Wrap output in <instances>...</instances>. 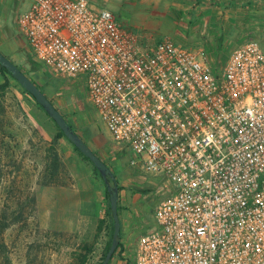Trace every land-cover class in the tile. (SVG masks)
<instances>
[{
  "label": "built area",
  "instance_id": "1",
  "mask_svg": "<svg viewBox=\"0 0 264 264\" xmlns=\"http://www.w3.org/2000/svg\"><path fill=\"white\" fill-rule=\"evenodd\" d=\"M19 25L33 57L85 83L130 164L171 194L136 244L135 264H264V49L223 64L171 36L143 42L91 0H34Z\"/></svg>",
  "mask_w": 264,
  "mask_h": 264
},
{
  "label": "rangeland",
  "instance_id": "2",
  "mask_svg": "<svg viewBox=\"0 0 264 264\" xmlns=\"http://www.w3.org/2000/svg\"><path fill=\"white\" fill-rule=\"evenodd\" d=\"M109 1L97 0L96 4L111 9L128 27H135L127 23L129 20L128 16H124L127 13L124 8ZM193 1L196 4L200 2ZM246 2L241 3V7L249 9L245 19L248 26L245 28L244 43L252 39L264 49V18L259 13L262 12V3L251 15L252 6ZM179 16L182 14L171 12L170 22ZM251 18H257V24ZM168 24L165 27L172 30V24ZM140 26L136 30L146 36L145 39L150 41L148 43H156L165 36L173 37L170 33L164 36L158 29H150L145 33L147 30L144 25ZM174 37L181 45L192 47L187 41V34L176 33ZM234 44L229 43L228 48ZM22 68L63 109L69 123L112 171H121L127 177L126 181L130 184V240L134 242L153 224L155 207L162 199L170 196L171 183L164 175L147 174L130 164L134 153L127 146H119L113 141L109 130L90 103L83 81L54 75L29 52L27 66ZM9 79L8 88L0 91V264H99L112 236L111 219L109 217L110 223L105 232L106 246L97 257L91 242L81 240L75 233L63 232L61 193L48 194L43 198L46 203L42 201L39 206V188L46 185L61 186L68 182L69 169L74 160L60 158L57 168L53 166L50 145L58 131L56 124L31 96L24 93L15 79L10 76ZM4 80L0 72V84ZM78 154L83 162L90 164ZM92 169L96 171L93 165ZM103 225L100 228L98 226V231L102 230ZM119 254L116 263L112 264H135L134 249L122 250Z\"/></svg>",
  "mask_w": 264,
  "mask_h": 264
},
{
  "label": "crops",
  "instance_id": "3",
  "mask_svg": "<svg viewBox=\"0 0 264 264\" xmlns=\"http://www.w3.org/2000/svg\"><path fill=\"white\" fill-rule=\"evenodd\" d=\"M33 1L0 0V51L20 68L27 66V53L32 54V52L21 32L19 18L31 6ZM111 1L113 2L111 4L125 9L124 12L127 13L124 16H128L129 21H126L128 24L131 23L135 27L144 25V29L147 30L145 33H148L150 29H158L163 32L164 36L166 33L172 34L173 37L176 33L187 34L189 37L187 41L190 46H195L202 50L205 57L216 64L225 63L233 50L241 47L246 41L245 28L248 23H245V19L248 17L249 9L241 7L243 1H247L248 5L251 4V13L257 9L259 3H262L260 6L262 12L259 13L264 18V0H199V4L194 3L193 0ZM92 2L97 6V0ZM223 2L227 4L223 5ZM111 4L109 3V5ZM174 11L182 14V16H179L177 20L174 19V22H170L171 12ZM251 20L255 22L254 24H257V18H251ZM167 23L170 26L172 24V30L165 27ZM145 37L144 34H140L143 42H150ZM232 42L235 43L234 46L228 48V44ZM50 100L63 114V109L59 107L56 101L51 98ZM89 146L95 152V149L91 145ZM57 151L62 160L65 158L74 160L73 165L69 169L70 178L68 182H64L61 186L46 185L39 188V206L44 201L43 198L48 194L61 193L63 195V232L75 233L79 235L81 240L91 242L95 246L94 253L99 257L100 252L107 243L105 232L110 223L106 184L100 175L93 171L90 162V164L83 162L73 144L65 137L58 139ZM115 174L120 186L119 213L122 222L123 250H135L138 238L154 227L155 217L153 224L149 226L148 230L132 242L130 240L131 210L128 190L130 184L126 181L127 177L123 176L121 171H117ZM50 201H52V198ZM44 202L46 203V201ZM101 221H103L104 225L102 230L98 231ZM97 233L100 235L98 238ZM117 255L110 264L116 263Z\"/></svg>",
  "mask_w": 264,
  "mask_h": 264
},
{
  "label": "water",
  "instance_id": "4",
  "mask_svg": "<svg viewBox=\"0 0 264 264\" xmlns=\"http://www.w3.org/2000/svg\"><path fill=\"white\" fill-rule=\"evenodd\" d=\"M0 65L18 80V82L32 94L34 99L40 103L44 110L51 116L54 122L65 133L72 144L87 156L99 169L110 194V206L114 219V232L112 244L109 248L102 264H109L113 254L119 245V235L122 231V222L119 213V187L116 184V176L111 167L84 141V139L75 131L65 116L57 109L50 98L44 93L40 86L32 80L17 64L0 51Z\"/></svg>",
  "mask_w": 264,
  "mask_h": 264
},
{
  "label": "trees",
  "instance_id": "5",
  "mask_svg": "<svg viewBox=\"0 0 264 264\" xmlns=\"http://www.w3.org/2000/svg\"><path fill=\"white\" fill-rule=\"evenodd\" d=\"M249 1H251V0H249ZM21 69L26 73V71L21 67ZM0 72L2 73V75L4 76V82L2 83V84H0V91H3V90H6L7 88H8V86L10 85V79H9V76L10 77H12L13 79H15L16 80V78H14V76L7 70V68L6 67H4V66H2V65H0ZM27 75H28V73H26ZM17 82H18V80H16ZM18 84L23 88V91H24V93H26V94H28L29 96H31L33 99H34V97L32 96V94L31 93H29L19 82H18ZM38 84V83H37ZM39 85V84H38ZM40 86V88L42 89V87H41V85H39ZM43 90V89H42ZM35 100V99H34ZM35 102L44 110V107L40 104V103H38L36 100H35ZM45 111V110H44ZM46 112V111H45ZM46 114L51 118V116L46 112ZM64 115V114H63ZM65 116V115H64ZM65 118L67 119V117L65 116ZM52 119V118H51ZM53 120V119H52ZM54 121V120H53ZM55 123V122H54ZM56 124V123H55ZM71 124V123H70ZM56 126H57V128H58V132L55 134V136H54V139H53V141H52V143H51V145H50V149H51V151H52V156H53V160H52V164H53V166H55V168H57V166L59 165V161H60V156H59V154H58V152H57V150H56V144L58 143V139L60 138V137H65L66 139H68L67 138V136L65 135V133L60 129V127L56 124ZM72 126V125H71ZM73 127V126H72ZM74 128V127H73ZM75 131H76V129H75ZM77 132V131H76ZM69 140V139H68ZM70 141V140H69ZM71 142V141H70ZM72 143V142H71ZM74 146V145H73ZM74 148H75V150L78 152V153H80L85 159H87L94 167H95V169H96V172L98 173L99 172V169L95 166V164L87 157V156H85L78 148H76L75 146H74ZM95 153L96 154H98L96 151H95ZM115 174V173H114ZM99 175H100V177L103 179V177H102V175H101V173L99 172ZM115 176H116V174H115ZM104 180V179H103ZM105 182V181H104ZM106 184V183H105ZM116 184L119 186V181H118V179H117V176H116ZM119 191H120V186H119ZM106 199H107V203H108V215H109V217H110V219H111V224H112V236H111V239H110V241L108 242V244H107V246H106V249H105V251H104V254H103V256H102V259H101V261H100V263L99 264H102L103 263V261H104V259H105V256H106V254H107V252H108V250H109V248L111 247V244H112V238H113V232H114V219H113V216H112V210H111V206H110V194H109V192H108V189H107V186H106ZM119 211H120V207H119ZM102 223H103V221H101L100 222V224H99V228L102 226ZM5 228L7 227V225H5L4 226ZM123 242H122V231H121V233H120V235H119V245H118V248L116 249V251H115V253L113 254V257H112V259L117 255V254H119L122 250H123ZM112 259H111V261H112ZM111 261H110V263H111ZM109 263V264H110Z\"/></svg>",
  "mask_w": 264,
  "mask_h": 264
}]
</instances>
